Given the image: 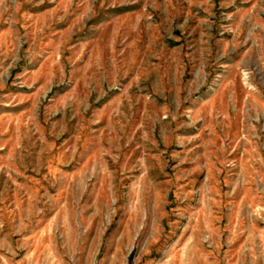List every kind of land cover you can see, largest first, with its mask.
I'll use <instances>...</instances> for the list:
<instances>
[{"label":"rangeland","instance_id":"rangeland-1","mask_svg":"<svg viewBox=\"0 0 264 264\" xmlns=\"http://www.w3.org/2000/svg\"><path fill=\"white\" fill-rule=\"evenodd\" d=\"M0 264H264V0H0Z\"/></svg>","mask_w":264,"mask_h":264}]
</instances>
